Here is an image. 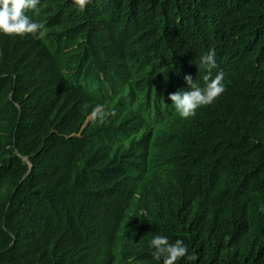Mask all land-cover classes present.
<instances>
[{"label": "trees", "instance_id": "1", "mask_svg": "<svg viewBox=\"0 0 264 264\" xmlns=\"http://www.w3.org/2000/svg\"><path fill=\"white\" fill-rule=\"evenodd\" d=\"M40 3L42 38L0 33V264H163L157 234L176 264H264V0ZM212 49L225 90L182 119Z\"/></svg>", "mask_w": 264, "mask_h": 264}, {"label": "clouds", "instance_id": "2", "mask_svg": "<svg viewBox=\"0 0 264 264\" xmlns=\"http://www.w3.org/2000/svg\"><path fill=\"white\" fill-rule=\"evenodd\" d=\"M90 2L91 0H73V4L81 11ZM40 5V0H0V33L32 35L38 39L42 38L46 34L45 25L48 26V21L43 20L44 25L34 21L27 14L28 11L33 10V12L37 11L36 16H38L37 9ZM200 67L207 68L209 73L203 77L205 82L203 87L194 81L191 75H185L184 80L189 85V90H180L169 94V99L173 102L172 105L182 119L195 116L198 108L212 104L225 90L223 72H218L214 78L211 76L212 69L217 67L214 49L200 57ZM91 213L96 220H103L105 235L114 241L116 252L119 253L120 250L131 245L132 236L123 235L125 232L123 229L126 227L125 221L130 222L129 216H122L115 209L101 207L93 208ZM150 247L154 249L152 255L156 260L163 257V264H176V261L185 256L191 261L198 259L195 254L188 255L187 246L181 239L170 242L167 237L157 234L151 239Z\"/></svg>", "mask_w": 264, "mask_h": 264}]
</instances>
